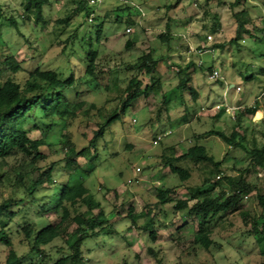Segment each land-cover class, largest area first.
<instances>
[{
  "label": "rangeland",
  "instance_id": "obj_1",
  "mask_svg": "<svg viewBox=\"0 0 264 264\" xmlns=\"http://www.w3.org/2000/svg\"><path fill=\"white\" fill-rule=\"evenodd\" d=\"M233 1L102 0L91 7L92 16L86 18L83 13L74 12L76 4L72 0H49L44 7L45 24L37 25L22 21V0H0V53L12 54L20 64L23 72L17 74L18 78L24 79L25 72L37 67L54 70L63 78L73 73L77 78L84 74L88 49L98 51L97 84L92 87L81 84L67 92L69 100L85 104L74 117L55 118V125L47 133V144L41 148L47 159L39 165L56 163L53 185L40 188L35 194L37 203L26 201L12 204L8 209L15 213L8 234L23 264H52L66 253L65 247L59 249V240L41 247L42 254L29 252L30 246L23 241L18 226L34 223L40 229L57 222V213H40L39 206L44 203L51 207L58 199L61 185L74 186L80 182L105 212L112 214L118 231L84 241L86 264H156L148 254L149 246L157 251L162 264H264V239L258 241V237L245 231L240 213L225 216L211 234L213 245L204 252L192 243L193 223L183 225L181 214L174 212L171 204L156 206L158 188L171 190L174 199H187V188L200 186L204 179L225 185L224 177L237 179L242 170L249 168L245 178L255 190L243 199L241 213L251 212L255 217L260 214L254 194L257 190L264 193V170L251 167L245 153L228 147L216 136L196 139L198 134L211 129L230 134L239 119L236 131L244 136L246 144L264 143V118L259 120V114L244 112L246 106L252 109L257 104L254 101L264 90V0L241 1L231 9ZM239 10H246L253 22L247 25L250 34H242L233 42L237 35L232 13ZM10 16L17 22L22 36L8 26L5 19ZM67 18V23H57ZM103 20L98 41L96 25ZM128 21L134 25L127 26ZM126 28H130V33ZM166 32L172 39L164 42ZM129 39L134 44L126 49L125 42ZM144 53H150L157 61L152 75L156 82L154 90L135 100L123 117L108 126L95 141L94 148L89 149L88 156L77 158L79 170L68 176L62 168L66 153L62 143L68 138L77 150L88 145L106 114L118 106L122 90L135 75L129 67ZM190 62L202 69L192 75V86L199 94L195 100L189 92L176 89V71ZM209 66L218 71L219 82L208 80ZM251 74L252 80L245 79ZM138 78L144 85L151 82L143 74ZM237 87L239 91L235 90ZM163 94L167 98L165 105ZM216 104L239 106L237 112L241 115L237 119L236 111L233 117L223 110L214 111L211 108ZM38 123L44 128L43 122ZM25 128L29 137L40 138L42 129H34L32 123ZM166 131L171 134L154 144L156 136ZM196 142L204 145L215 161L221 162L220 171L210 163L183 157ZM165 162L190 170V178L181 181ZM13 163V160L0 163V175L8 173ZM9 175L2 197L18 200L22 189L13 185L12 173ZM129 208L137 217V225L145 222L147 214L158 212L154 218V243L136 226L128 228ZM5 252V247L0 245V261Z\"/></svg>",
  "mask_w": 264,
  "mask_h": 264
},
{
  "label": "trees",
  "instance_id": "obj_2",
  "mask_svg": "<svg viewBox=\"0 0 264 264\" xmlns=\"http://www.w3.org/2000/svg\"><path fill=\"white\" fill-rule=\"evenodd\" d=\"M72 1L76 4L74 12L83 13L86 18L90 16L92 11L88 0ZM241 1L247 0H234L230 4V8L234 9ZM48 3L49 0H22L24 14L22 21H32L37 25H44V7ZM232 17L236 23L237 36L231 41L235 42L242 34H250L247 25H251L253 19L246 10L233 12ZM67 20L68 18L58 20L57 23H67ZM105 20L96 25L95 33L98 41ZM5 21H7L8 26L14 29L16 34L22 36L17 22L12 16L6 18ZM115 21L120 22V19L116 18ZM132 25L134 22H127V26ZM171 39L168 32L162 38L164 42ZM133 44L134 41L129 39L125 42L124 47L128 49ZM97 57V49L90 47L86 52L87 64L84 74L77 78L73 73H70L67 78H63L54 70L37 67L33 71L25 72V78L20 79L17 74L23 70L20 64L15 61L14 56L10 53H0V163L8 164L10 160L14 161V165L9 168L12 173V183L22 189V197L18 200L13 198L4 200L2 197L4 182L11 176L9 171L0 175V199H2L0 201V245L6 249L5 257L0 261V264H23V258L17 254L8 234L9 222L15 216V213L13 211L8 212V209L12 204L19 205L26 201L33 204L37 203L35 194L40 188L45 184L53 185L56 163L50 161L40 166L39 164L47 159L41 148L47 144V133L55 125V118L74 117L76 111L84 106L85 102L83 101L69 100L67 92L74 90L81 84L89 87L97 84ZM156 65L157 61L152 58V55L144 53L129 67L135 72V75L128 80L127 85L122 90V97L118 106L106 114L86 147L77 150L68 138L62 143V149H66L62 168L68 176L79 170L77 158L88 156L89 149L94 148L95 141L103 135L105 129L123 117L127 108L135 100L142 96H148L154 90L156 82L152 80V75ZM198 70H202L200 65L197 66L190 62L183 69L176 71L178 77L176 89L189 92L194 100L199 94L192 86V75ZM207 70L212 72V66H209ZM139 74L148 76L151 82L144 85L138 78ZM253 77L251 74L245 79L252 80ZM158 82L159 80H157ZM216 82L219 81L216 80ZM166 101L167 98L163 94L162 104L165 105ZM239 109L241 107L238 106L235 110L237 119L241 115V112H237ZM254 111L247 106L244 108L246 114H253ZM38 122H43L44 128H41ZM238 122L230 134L211 129L198 134L196 139L216 136L228 147L238 148L245 153L250 159L251 167L264 170V143L258 145L253 141L252 145L246 144L244 136L236 131L239 127ZM29 123H32L34 129H42L40 138L29 137V130L25 128ZM183 157L195 162L210 163L216 171H220L221 162L215 161L206 147L198 142L189 147L183 153ZM165 164L169 166L170 172L181 181L190 178V170L167 162ZM25 168H29V170H25ZM248 169L242 170L237 179L224 177L225 185L220 184V181L211 182L209 179H204L200 186L187 188L189 192L187 199H174L171 197V190L158 188L156 190V206L171 204L172 210L181 214L183 225L187 226L193 223L195 231L192 243L204 252L209 251L214 243L211 239L214 228L225 216L235 213H240L245 231L258 237V241H262L264 239V193L257 190L254 194V199L260 210L259 216L255 217L251 212L241 213L243 199H247L248 195L255 190V186L247 182L245 178ZM58 188V199L51 207L47 208V204L44 203L39 206L40 213L45 211L57 213L58 221L49 223L40 229H37L34 223H24L18 226V232L23 235V241L28 242L29 252L34 254H42L41 247H46L53 241L59 240L61 243L59 249L65 247L66 253L57 257L52 264H86L82 251L86 239L118 234L112 222L113 216L111 213L105 212L100 202L95 199L84 183L80 182L74 186L63 184ZM82 208L83 210H81ZM94 210H97L95 214L92 213ZM88 213L92 214L87 216ZM157 213L154 210L152 215L147 214L148 217L145 222L137 225V217L133 213V209L129 208L126 215L127 221L130 223L128 228L131 229L136 226L138 230L146 233L150 241L154 243L156 241L154 218ZM248 225L250 229H248ZM70 227L73 228L69 230ZM147 251L156 264L163 263L162 258L151 246L147 248ZM262 253L264 254V250ZM204 264H209V262Z\"/></svg>",
  "mask_w": 264,
  "mask_h": 264
},
{
  "label": "built area",
  "instance_id": "obj_3",
  "mask_svg": "<svg viewBox=\"0 0 264 264\" xmlns=\"http://www.w3.org/2000/svg\"><path fill=\"white\" fill-rule=\"evenodd\" d=\"M102 2V0H88V4L89 6H94V5H97V4H100ZM90 16H92V13L90 14ZM130 31V28L127 29V32ZM207 39L211 40V37L210 36H207ZM219 77V73L217 70H213L209 75H208V80L210 81H214L216 80L217 78ZM235 90L239 91L240 88L237 87L235 88ZM259 99H262L264 98V91H262L259 96H258ZM237 108H233L227 104H216L212 110L214 111H219V110H223L226 114L230 115L233 117V113L234 111L236 110ZM171 132L170 131H166L164 133H161L159 135L156 136V138L154 139V144H157L160 140H162L164 137L170 135Z\"/></svg>",
  "mask_w": 264,
  "mask_h": 264
},
{
  "label": "crops",
  "instance_id": "obj_4",
  "mask_svg": "<svg viewBox=\"0 0 264 264\" xmlns=\"http://www.w3.org/2000/svg\"><path fill=\"white\" fill-rule=\"evenodd\" d=\"M230 88H232V85L229 86ZM264 91V90H263ZM257 100V104L253 106V110L254 114H256V116L259 114V120L264 118V98L259 99L258 96L256 97ZM259 101V102H258ZM255 102V101H254ZM256 106V107H255ZM213 108V107H212ZM211 108V109H212ZM226 114V113H225ZM252 115V114H251Z\"/></svg>",
  "mask_w": 264,
  "mask_h": 264
}]
</instances>
